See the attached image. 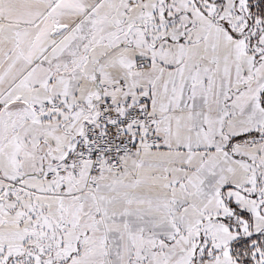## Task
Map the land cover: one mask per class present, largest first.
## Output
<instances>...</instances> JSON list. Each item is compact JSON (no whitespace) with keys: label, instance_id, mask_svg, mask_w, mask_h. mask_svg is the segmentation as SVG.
Wrapping results in <instances>:
<instances>
[{"label":"snow or ice","instance_id":"6c2138e0","mask_svg":"<svg viewBox=\"0 0 264 264\" xmlns=\"http://www.w3.org/2000/svg\"><path fill=\"white\" fill-rule=\"evenodd\" d=\"M0 264H264V0H0Z\"/></svg>","mask_w":264,"mask_h":264}]
</instances>
